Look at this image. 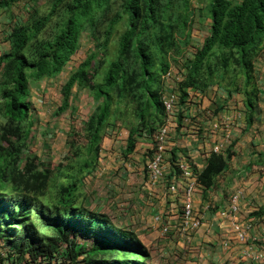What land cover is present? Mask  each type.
I'll return each mask as SVG.
<instances>
[{
	"label": "trees",
	"instance_id": "1",
	"mask_svg": "<svg viewBox=\"0 0 264 264\" xmlns=\"http://www.w3.org/2000/svg\"><path fill=\"white\" fill-rule=\"evenodd\" d=\"M17 1L0 0V10L9 13ZM47 6L44 14L34 10L10 25L8 49L0 54L5 119L0 126V249L7 250L5 260L15 256L23 262L66 244L74 264L77 255L85 264H150L138 239L82 205L79 185L95 166L108 127L113 131L119 122L126 129L130 152L136 138L150 139L161 124L153 75L159 78L168 67L167 55L178 54L189 41L192 0H49ZM199 13L210 24L192 58L182 63L181 98L184 89L204 92L212 78L219 87L228 77L230 84L221 90L228 98L242 95L246 126L257 123L261 92L253 64L264 48V0H208ZM83 32L93 47L61 87L58 112L68 107L75 86L86 87L97 105L83 123V148L70 144L75 151L70 159L51 167L25 156L34 125L28 85L57 77L77 52ZM237 73L241 86L235 84ZM231 154L209 155L199 172L202 187L214 185ZM263 214L264 205L251 216Z\"/></svg>",
	"mask_w": 264,
	"mask_h": 264
},
{
	"label": "crops",
	"instance_id": "2",
	"mask_svg": "<svg viewBox=\"0 0 264 264\" xmlns=\"http://www.w3.org/2000/svg\"><path fill=\"white\" fill-rule=\"evenodd\" d=\"M6 43L5 50L8 49ZM52 80L44 79L43 86L52 83ZM37 87H31L29 83L30 94L31 89ZM222 92L215 90L217 97L211 102L213 105L203 101L205 96L193 100L188 106L190 118L187 123L182 125L176 118V127L169 134V150L174 152L175 157H185L195 170L201 171L207 162L201 146L206 149L221 141L222 126L215 129L212 128L213 124L228 115V102L233 97L240 96L242 101L239 94H233L229 99ZM260 92L256 107L261 112L254 116L257 123L246 126L241 102L235 106L242 111L243 117L231 129L232 141L226 152L230 150L232 154L227 166L213 186L199 188L193 197V211L197 212L200 206L203 207L202 224L198 230L182 228L181 193L168 189L177 176L169 161L162 165L169 175L164 182L150 183L145 169L150 141L145 138H136L135 145L139 143L142 148L134 146L130 152L126 151V139L124 145H117L113 149L104 150L100 145L95 166L79 185L82 205L138 239L149 253L150 264H167L163 256L168 254L176 264L184 263V260L185 264H253L241 257L245 245L235 239L227 221L220 219L218 212L226 207L235 189H239L242 195L237 214L240 222L264 205V91L260 89ZM210 111L216 116L207 118ZM248 220L258 224L248 232L247 244L252 246L254 252L262 251L264 214ZM162 227H167L168 233L157 241ZM223 242H227V245L223 246ZM155 245L157 258L151 252L155 250Z\"/></svg>",
	"mask_w": 264,
	"mask_h": 264
},
{
	"label": "rangeland",
	"instance_id": "3",
	"mask_svg": "<svg viewBox=\"0 0 264 264\" xmlns=\"http://www.w3.org/2000/svg\"><path fill=\"white\" fill-rule=\"evenodd\" d=\"M49 0H19L15 2L9 9L10 15L8 16L5 12L0 10V54H2L6 48L5 38L9 32V27L12 23L17 21H25L28 13L37 10L40 14H44L47 11V4ZM238 1V0H234ZM208 3V0H192V6L195 10L194 18L188 28L189 41L185 46H182L179 53L176 55L168 54L167 63L172 66L181 67L182 63L192 57L195 48L200 44L201 37L205 33L206 28L210 24L208 19L202 14L200 16L201 9ZM201 31V32H200ZM200 36V37H199ZM7 44V43H6ZM92 41L87 32L81 34L79 47L77 52L72 56L71 62L67 65L61 74L57 77L52 78V83H47L43 86V80L37 83H30L31 87L37 85L36 89H31L32 93H29L28 101L32 104L34 118L33 127H31V133L27 141L28 148H26L25 156L34 155L39 158L42 162L50 164L51 167H55L59 164H65L75 152L69 148V145L77 146L80 149L84 146V126L83 123L88 117L95 111L97 103L91 97L86 87L75 86L71 89V96L69 98L68 107L64 111L58 112V107L61 104L62 95L61 87L68 79L69 75L72 74L78 67V65L85 59L86 55L92 49ZM95 64H93L94 66ZM255 70V81L257 82L258 88L264 91V48L259 53L253 64ZM156 69V68H155ZM242 75L236 74L235 84L237 86L242 85ZM216 78H212V84L207 91V95L203 101L211 103L213 99L217 97L215 93L216 89H224L225 86L230 84L228 77L224 81L220 82L219 87L215 84ZM158 83L157 74L153 75L152 84L156 86ZM30 91V90H29ZM264 98H262V102ZM202 102V101H201ZM241 102L240 96L233 97L228 103L232 106H237ZM201 104V103H200ZM212 104V103H211ZM213 105V104H212ZM212 111L207 113V118L215 117ZM264 121V119H263ZM5 123V119L0 114V126ZM236 124V122L234 123ZM263 125V124H262ZM110 127L107 128L108 135L104 136L101 142V147L104 150L117 145H124L125 139L127 138L126 129L117 122V129L113 132L110 131ZM111 135V136H110ZM74 143L76 145H74ZM137 149H141L139 143L135 145ZM72 153V154H71ZM201 211L203 207L200 206L196 213L202 216ZM248 217H245L243 221H247ZM258 222L253 221V225L257 226ZM162 235L157 236L159 241ZM264 237V236H263ZM143 239V238H142ZM156 241V242H157ZM155 242V243H156ZM264 249V241L261 242ZM155 245V250H152V256L157 258L158 252ZM261 251V249H259ZM170 254L163 256L165 263L176 264L170 260ZM142 258L138 260L141 261ZM156 260V259H155ZM191 262V260L189 259ZM181 264H185L181 261Z\"/></svg>",
	"mask_w": 264,
	"mask_h": 264
},
{
	"label": "built area",
	"instance_id": "4",
	"mask_svg": "<svg viewBox=\"0 0 264 264\" xmlns=\"http://www.w3.org/2000/svg\"><path fill=\"white\" fill-rule=\"evenodd\" d=\"M181 80V75L177 70H168L163 75V84L160 93V102L164 111V118L161 125L152 134L150 138L149 150L150 155L145 162V169L150 183L164 182L169 175L163 168V163L166 158H171V152L168 148V137L170 132L176 127V115L181 112L182 120L180 123L185 125L190 117L186 112L187 106L193 102V98L186 96L183 97L184 104H180L181 96L177 88L178 82ZM236 116V115H235ZM232 119L231 117H223L215 122L212 128L222 126L223 135L221 141L204 148L201 146V152L209 157L211 153L224 154L225 149L231 144L232 134ZM174 169L177 173L174 183L168 187L170 191H180V204H181V225L183 229L198 230L201 226V216L193 211V197L195 193L201 188L198 177L199 170L192 168L190 162L185 157L174 156ZM178 179V180H177ZM241 191L235 189L230 195L225 208L218 212V217L227 221L230 230L235 236V239L240 243H246L248 232L253 228L252 220L240 222L237 218L239 212V200L241 198ZM162 236L168 233L167 227H162L160 230ZM80 243V242H79ZM81 244V243H80ZM227 242H223L226 246ZM69 247L66 244L60 245L56 251L51 252L48 256H39L35 259L25 257L23 262L18 258H6L7 250L0 249V264H74L68 257L67 250ZM241 257L250 261L251 263H260L264 260V252L255 253L252 248L245 246L242 248ZM82 255L76 256L75 264H85ZM2 259V260H1Z\"/></svg>",
	"mask_w": 264,
	"mask_h": 264
},
{
	"label": "clouds",
	"instance_id": "5",
	"mask_svg": "<svg viewBox=\"0 0 264 264\" xmlns=\"http://www.w3.org/2000/svg\"><path fill=\"white\" fill-rule=\"evenodd\" d=\"M2 11V10H1ZM3 12H5L8 16H9V13H7L6 11H3ZM208 28V27H207ZM206 28V29H207ZM207 31V30H206ZM206 31H205V35H206ZM204 35V36H205ZM204 36L202 37V39H201V41H203V38H204ZM6 42V41H5ZM200 45V44H199ZM198 45V46H199ZM197 46V47H198ZM195 50H196V48H195ZM195 52V51H194ZM192 58V57H191ZM71 62V61H70ZM70 62L67 64V65H69L70 64ZM66 65V66H67ZM65 66V67H66ZM182 66V65H181ZM64 67V68H65ZM168 70H177L178 72H179V74L181 75V80L178 82V86H177V88H178V90H179V86H180V84H182L183 83V79H184V71H183V68L181 69V67H176V66H172L171 67V65L169 64L168 65V67H167V69L165 70V72H163V73H161V75L159 76V78H158V83L156 84V86H157V96H158V101H159V103L161 104V102H160V93H161V89H162V84H163V75L168 71ZM63 71V70H62ZM254 74H255V70H254ZM210 87V86H209ZM257 88H258V85H257ZM207 89V88H206ZM259 89V88H258ZM209 89H207L206 91H204V92H201V91H199V90H197V89H194V88H189V89H184L183 91L186 93V96H189V97H191V98H193V100L194 101H196V100H200L202 97H204V96H206L207 95V91H208ZM217 90H220V92H222L223 90H221V89H217ZM29 93H30V91H29ZM222 93H224L225 95H226V93L223 91ZM179 94H180V96H181V91L179 90ZM240 95V94H239ZM186 96H184V97H186ZM233 96V95H232ZM231 96V97H232ZM242 96V95H241ZM231 97H229V99L231 98ZM228 98V97H227ZM242 101H243V97H242ZM242 101H241V104H242ZM180 104L182 105V104H184V100L181 98V100H180ZM33 107V106H32ZM161 107H162V105H161ZM242 107H243V104H242ZM229 108H231L232 110H230ZM162 111H163V108H162ZM227 113H228V115H225V116H222L221 118H223V117H231V119H232V121H233V123H232V127L234 126V123L236 122H238V120L239 119H242V117H243V114H242V111L241 110H239V108H234L233 109V107H232V105H230V107H227ZM186 112H188V106H187V110H186ZM243 112H244V107H243ZM261 112V111H260ZM213 114H215L216 115V113H214L213 112ZM236 115V116H235ZM189 117V116H188ZM163 118H164V111H163V117H162V120H163ZM176 118L177 119H179V121H181L182 120V113L181 112H179L177 115H176ZM219 121V120H218ZM162 123V122H161ZM244 123H245V119H244ZM161 125V124H160ZM159 125V126H160ZM158 126V127H159ZM157 127V128H158ZM157 128H156V130H157ZM117 129V128H116ZM115 129V130H116ZM155 130V131H156ZM127 139V138H126ZM149 141H150V139H148ZM232 141V140H231ZM149 144H150V142H149ZM101 145V144H100ZM99 148H100V146H99ZM227 149V148H226ZM226 149H225V151H224V154H221L222 156H225V154L227 153L226 152ZM170 152H172L171 150H170ZM149 155H150V150H149ZM172 155V154H171ZM219 155V154H218ZM173 156H175V154L173 155ZM172 158V157H171ZM171 158H166L167 159V161H169L170 162V160H171ZM208 159V158H207ZM166 161V160H165ZM170 164H171V162H170ZM86 176V175H85ZM84 176V177H85ZM83 177V178H84ZM83 180V179H82ZM201 186V185H200ZM202 187V186H201ZM252 217V216H251ZM253 219H255V218H253ZM245 246H249V247H251L252 248V246L251 245H248L247 244V241H246V243H243ZM244 246V247H245ZM254 252V251H253ZM262 252H264V249L262 250V251H258V252H255V253H262ZM250 262V261H249ZM251 263V262H250ZM253 264H264V260L262 261V262H260V263H253Z\"/></svg>",
	"mask_w": 264,
	"mask_h": 264
}]
</instances>
